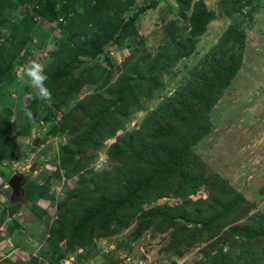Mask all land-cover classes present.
<instances>
[{"label":"trees","instance_id":"obj_1","mask_svg":"<svg viewBox=\"0 0 264 264\" xmlns=\"http://www.w3.org/2000/svg\"><path fill=\"white\" fill-rule=\"evenodd\" d=\"M178 1L184 7L191 6L189 1L186 5L182 0ZM259 1L224 0L223 3L240 9L246 5H252L253 8L255 2ZM25 3L31 4L37 15L54 22L50 29L58 27L62 31V35L55 38L57 46L52 52L55 56L54 62L45 69L48 75L46 84L53 92V103L48 106L36 99L30 91L29 107L25 111H32L37 127L40 120L50 125L51 133L58 130V125L54 122L57 112L61 110H65V113L59 129L65 130L72 126L73 131L78 132L77 128L80 129L86 124L83 137H78L75 147L67 145L60 150V164L56 175H60L62 168L66 176L77 180H74V186L64 193L63 199L56 206L57 217L48 218L50 244L45 253L48 261L51 264H60L78 248L91 247L97 240L120 235L129 228L127 237L116 239V247L130 253L133 249L132 243L140 240L148 230L164 232L173 228L170 232L172 239L169 249L176 245L189 248L202 239L212 241L219 236L214 242L218 250L211 257L210 264H250L247 263L250 253L247 254L245 246L256 240L257 245L262 242L264 247V213L252 215L247 225L237 223L249 211L247 200L244 195L234 191L224 178L212 172L209 164L196 151L201 138L212 130L210 116L213 107L238 72L236 49L244 46L243 31H240L242 28L231 25L219 41L221 54L223 51L229 52V57L224 58L217 52L209 53L202 66H196L192 71V79L188 84L179 87L169 99L162 101L147 115L143 126L137 132L138 136L130 137L125 130L116 142L110 144L109 157L125 165L128 175L123 174L122 168L114 175L111 171L104 170L84 172L89 163L84 153L89 147H96L103 139L121 128L123 108L122 104L114 105L111 102L106 109H98L97 106V111L92 113L93 104L90 103L84 114L80 105L69 109L67 104L76 90L94 78L91 68L83 67L81 56L97 57L104 46L113 40L114 35L119 37L130 33L128 28L119 30L114 22L116 17L113 12L117 11L120 1L0 0V28L3 26L10 29L8 33L0 30V105L8 86L15 80V64L25 58L23 50L30 41L29 33L36 23L35 13H26L20 20L15 21L6 16V11ZM213 13L199 5L195 7L190 19L189 34L184 37V34L180 35V39L174 40L177 48L175 57H163V61L156 66L157 72L168 69L167 60L177 61L193 52ZM246 14L251 16L252 12L248 11ZM133 53L137 58L134 62L135 78L144 80L145 70H140V63L145 59L137 51ZM147 59L152 62L150 58ZM155 78L149 79L147 83L158 88L161 84ZM129 82L125 81L118 90L117 97L123 102H137L138 98L128 92ZM126 93L128 96L122 98ZM78 110L81 111L80 116L84 121L73 120L74 113ZM11 114L12 109L4 107L0 115V161L4 157H13L17 144V139L10 131L14 126L10 124ZM31 129V123L25 122L19 128V133L28 135ZM11 176L6 174L7 178ZM52 186L49 181L37 185L27 184L24 186L25 196L28 201L34 197L37 200H51L54 194ZM202 186L210 190L209 197L205 200L195 196L191 198ZM163 197H174L182 202L175 206H153L156 200ZM20 204L22 203H9L8 208L14 209ZM46 214L49 215V212L43 209L41 216ZM229 242L237 249L225 253L220 244ZM240 242L242 245L239 246ZM262 253L264 255V248ZM254 260L259 261L258 258ZM37 261L34 257L28 264H37ZM8 264L14 263L10 259Z\"/></svg>","mask_w":264,"mask_h":264},{"label":"rangeland","instance_id":"obj_2","mask_svg":"<svg viewBox=\"0 0 264 264\" xmlns=\"http://www.w3.org/2000/svg\"><path fill=\"white\" fill-rule=\"evenodd\" d=\"M119 1L117 11L113 12L116 17L114 22L119 30L128 28L130 33L119 37L114 35L113 40L104 46L97 57L81 56L83 67H90L94 78L76 90L67 104L69 109L80 105L84 114L90 103L93 104L92 113L97 106L98 109H106L111 102L114 105L122 104L121 128L103 139L96 147L86 150L84 156L89 163L84 172L104 170L111 171L114 175L122 168L123 174L128 175L125 165L109 157L110 144L116 142L125 130L130 137L137 135L147 115L162 101L169 99L179 87L187 85L192 79V71L196 66H202L209 53L217 52L224 58L229 57V52L223 51L221 54L219 41L234 24L239 29L242 28L240 31L244 35V46L236 49L239 69L230 86L224 90L213 107L210 116L212 130L201 138L196 151L209 164L212 172L224 178L234 191L244 195L249 211L237 223L247 225L252 215L264 213V0L255 2L258 6L254 5L253 8L252 5H246L240 9H235L231 4L225 5L224 0H182L185 5L188 1L191 4L185 7L178 0ZM197 5L214 13L198 38L195 49L188 56L179 55L177 61L167 60L168 69L157 72L156 66L163 61V57H175L177 48L174 40L180 35L184 34V37L189 34L190 19ZM248 11L252 12L251 16L246 14ZM26 13H35L29 3L8 9L6 16L10 20L18 21ZM35 20L34 28L29 33L30 41L23 50L25 58L15 64V80L1 98L0 115L4 107L12 109L9 120L14 126L10 131L17 139V144L14 156L10 154V158L4 157L0 161V264H8L10 259L14 264H28L34 257L38 260L37 264H51L45 255L50 244L48 218L57 217L56 206L63 199L64 193L74 186V180H77L66 176L62 168L60 175H56L60 164V150L67 145L75 147L78 137H83L86 125L77 128L78 132H74L72 126L65 130L59 129L65 113V110H61L57 112L54 122L58 125V130L51 133L50 125L40 120L37 127L33 116L29 118L26 114L25 108L29 107L28 94L30 91L33 93V90L26 80L18 79L17 73L29 60H38L45 64V69L48 68L55 59L52 53L57 46L55 38L62 35L58 27L50 29L54 22L37 14ZM0 30L4 33L10 32V29L3 26ZM135 51L145 59L140 63V70H145L144 80L140 81L135 78L134 73V62L137 61L133 53ZM224 58L221 59L225 60ZM154 78L161 84L158 88L147 83ZM126 80L130 81L128 92L138 98L137 102H123L117 97L118 90ZM126 95L128 96L126 93L122 98ZM81 111L74 113L73 120H83ZM25 122H30L32 129L28 135H21L19 128ZM8 173L12 176H28L25 185L51 182L53 198L37 200L34 197L30 201L26 198L27 202L22 201L14 209L8 208L9 203L14 204L11 202L12 188L9 185L12 176L7 178ZM209 195L210 190L202 186L191 198L195 196L205 200ZM181 202V199L174 197H163L156 200L153 206H175ZM43 209L49 215L41 216ZM172 230L173 228L164 232L148 230L140 240L132 243L133 249L129 253L116 247V239L127 237L129 228L120 235L97 240L91 247L78 248L60 264H210L211 257L218 250L214 242L219 236L212 241L202 239L189 248L176 245L169 249ZM255 241L252 240L250 245L245 246L247 254L250 253L247 263L264 264V247L262 242L257 245ZM221 245L225 253L237 249L230 242ZM255 258L259 261L254 260Z\"/></svg>","mask_w":264,"mask_h":264},{"label":"clouds","instance_id":"obj_3","mask_svg":"<svg viewBox=\"0 0 264 264\" xmlns=\"http://www.w3.org/2000/svg\"><path fill=\"white\" fill-rule=\"evenodd\" d=\"M17 76L19 80H26L29 83L36 99L43 101L48 106H51L53 103V92L46 84L48 75L45 72V64L38 60H29L21 67ZM26 114L29 118L32 117V113L30 111Z\"/></svg>","mask_w":264,"mask_h":264},{"label":"water","instance_id":"obj_4","mask_svg":"<svg viewBox=\"0 0 264 264\" xmlns=\"http://www.w3.org/2000/svg\"><path fill=\"white\" fill-rule=\"evenodd\" d=\"M33 170V168L31 169ZM28 176L22 174L13 175L9 180V185L12 188L11 202H27L23 186L26 183Z\"/></svg>","mask_w":264,"mask_h":264}]
</instances>
